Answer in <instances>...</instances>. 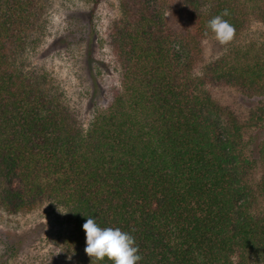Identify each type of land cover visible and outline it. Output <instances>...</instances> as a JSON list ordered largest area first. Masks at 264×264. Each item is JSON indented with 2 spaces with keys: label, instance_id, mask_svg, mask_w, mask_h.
Listing matches in <instances>:
<instances>
[{
  "label": "trees",
  "instance_id": "obj_1",
  "mask_svg": "<svg viewBox=\"0 0 264 264\" xmlns=\"http://www.w3.org/2000/svg\"><path fill=\"white\" fill-rule=\"evenodd\" d=\"M261 1L120 0L109 43L123 89L85 127L30 56L47 34L49 1L0 0L2 209L67 212L66 239L84 264H112L84 251L87 216L130 233L137 264H263L264 139L246 146L251 124L211 87L263 96L264 44L231 45L201 75L193 65L212 17L228 9L239 35L264 15ZM223 119L233 124L224 133Z\"/></svg>",
  "mask_w": 264,
  "mask_h": 264
},
{
  "label": "rangeland",
  "instance_id": "obj_2",
  "mask_svg": "<svg viewBox=\"0 0 264 264\" xmlns=\"http://www.w3.org/2000/svg\"><path fill=\"white\" fill-rule=\"evenodd\" d=\"M47 1V34L30 56L34 65L46 70L57 92L88 127L94 116L105 111L123 89L121 65L109 43L110 27L121 13L120 0H102L97 4L91 0ZM261 5L264 8V0ZM203 40L202 52L193 64L199 75L231 45L253 41L264 44V15L254 19L247 30L234 35L226 45H221L214 35ZM211 90L239 122L251 124L242 131L246 146H255L264 139V120H257L264 110V95L249 97L230 85H212ZM229 120H222L223 133L225 127L233 126ZM244 148L241 153L249 158L248 147ZM256 164L250 170L246 168L251 179L260 176V166ZM60 211L45 204L13 214L0 206V264H84L69 247L64 213Z\"/></svg>",
  "mask_w": 264,
  "mask_h": 264
},
{
  "label": "clouds",
  "instance_id": "obj_3",
  "mask_svg": "<svg viewBox=\"0 0 264 264\" xmlns=\"http://www.w3.org/2000/svg\"><path fill=\"white\" fill-rule=\"evenodd\" d=\"M229 15V10L224 9L207 22V29L214 33L215 39L221 45L231 42L235 35V27L224 19ZM205 34L207 35V32ZM87 217L83 224L86 234L84 251L92 259L104 260L107 258L112 264H137L141 260L138 246H135L134 237L130 233L119 227H101L93 217ZM68 259H71V256Z\"/></svg>",
  "mask_w": 264,
  "mask_h": 264
}]
</instances>
